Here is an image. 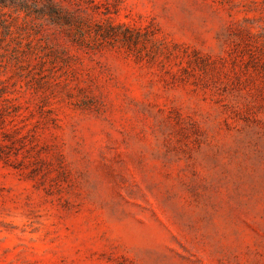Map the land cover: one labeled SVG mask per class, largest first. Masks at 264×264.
<instances>
[{"label":"rangeland","instance_id":"374dc122","mask_svg":"<svg viewBox=\"0 0 264 264\" xmlns=\"http://www.w3.org/2000/svg\"><path fill=\"white\" fill-rule=\"evenodd\" d=\"M0 264H264V0H0Z\"/></svg>","mask_w":264,"mask_h":264}]
</instances>
